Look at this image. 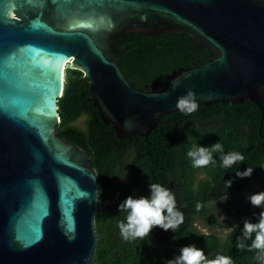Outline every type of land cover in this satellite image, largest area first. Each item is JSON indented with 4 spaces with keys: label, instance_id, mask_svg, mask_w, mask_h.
<instances>
[{
    "label": "water",
    "instance_id": "water-1",
    "mask_svg": "<svg viewBox=\"0 0 264 264\" xmlns=\"http://www.w3.org/2000/svg\"><path fill=\"white\" fill-rule=\"evenodd\" d=\"M129 32H185L212 57L138 88L111 51ZM69 69L119 138L148 137L188 90L264 114V0H0V264H94L99 175L57 134Z\"/></svg>",
    "mask_w": 264,
    "mask_h": 264
},
{
    "label": "trees",
    "instance_id": "trees-1",
    "mask_svg": "<svg viewBox=\"0 0 264 264\" xmlns=\"http://www.w3.org/2000/svg\"><path fill=\"white\" fill-rule=\"evenodd\" d=\"M111 51L130 81L142 89H149L161 75L212 57L206 47L199 48L185 32L124 33L111 45ZM90 98L89 81L83 72L69 69L59 99L61 121L57 134L86 146L99 175L94 264H167L179 255L181 247L192 244L208 259L219 254L232 257L233 264H261L255 258L257 250L247 248L250 239L243 241L244 249L236 246L243 220L255 222L254 214L261 211L244 198L250 181L264 175V114L255 103L198 104L191 114L176 111L164 115L148 137L119 138L113 125L101 119ZM82 114L87 115L86 128L74 123ZM219 141L225 153L240 152L243 162L224 168L220 154L213 153L214 164L194 168L187 152ZM248 167L254 168L252 175L237 178L236 172ZM228 180L233 183L226 190L224 181ZM132 183L139 187L138 197L149 195V183L174 191L177 209L184 215L176 232L156 227L144 241L122 239L117 225L126 214L118 211V205L129 196L124 190ZM198 202L203 205L199 211L195 207ZM154 237L161 248H153Z\"/></svg>",
    "mask_w": 264,
    "mask_h": 264
},
{
    "label": "clouds",
    "instance_id": "clouds-1",
    "mask_svg": "<svg viewBox=\"0 0 264 264\" xmlns=\"http://www.w3.org/2000/svg\"><path fill=\"white\" fill-rule=\"evenodd\" d=\"M179 82L173 81V87H178ZM167 96V93L163 94ZM175 107L178 111L191 114L195 112L199 105L196 101L195 93L188 90L186 94L177 98ZM213 153H219L222 167L231 168L236 162H243L244 156L240 152L225 153L221 142L212 144L209 147H196L187 152V156L192 161L194 168H204L216 161ZM254 168H247L245 171H237L239 179L250 177ZM127 175V173H126ZM120 178L121 180L125 179ZM226 190L231 187L232 181H224ZM228 196L226 195V200ZM253 207L260 208L258 214H254L255 222L251 219L243 220V227L240 229L241 235L236 238L238 249H244V240H251L247 245L249 251L257 250L256 259L264 264V191L251 194L248 197ZM223 200V201H224ZM196 210L203 207L201 203L196 204ZM118 211L125 213V219L118 223L120 236L125 241L147 239L151 231L159 227L164 231L176 229L184 222V215L177 209L174 191L169 187H164L159 183H149V195L133 197L128 196L118 205ZM167 264H233L232 257L217 255L214 259H208L204 251L197 248L194 244L181 247L179 255L174 259L168 260Z\"/></svg>",
    "mask_w": 264,
    "mask_h": 264
},
{
    "label": "rangeland",
    "instance_id": "rangeland-1",
    "mask_svg": "<svg viewBox=\"0 0 264 264\" xmlns=\"http://www.w3.org/2000/svg\"><path fill=\"white\" fill-rule=\"evenodd\" d=\"M86 119H87V115L82 114L74 123L77 124L78 126L82 127V128H86V126H87ZM262 191H264V175L262 177H259V178H253L250 181L247 189L244 192V198L246 199L247 202L250 203L248 197L251 194H254L257 192H262ZM221 203H223V201ZM223 218H224V216H223ZM200 227L202 228V230L208 231V228L204 227L202 224H200ZM220 229L221 228H219V230ZM223 233H227V230H223Z\"/></svg>",
    "mask_w": 264,
    "mask_h": 264
},
{
    "label": "flooded vegetation",
    "instance_id": "flooded-vegetation-1",
    "mask_svg": "<svg viewBox=\"0 0 264 264\" xmlns=\"http://www.w3.org/2000/svg\"><path fill=\"white\" fill-rule=\"evenodd\" d=\"M135 185H136L135 183H132V185L127 186L126 189L124 190L125 193H127V195L129 196L138 197V195L140 194V190H139V187ZM152 246L154 249H158L162 247L159 244V241L157 240L156 237L152 238Z\"/></svg>",
    "mask_w": 264,
    "mask_h": 264
}]
</instances>
